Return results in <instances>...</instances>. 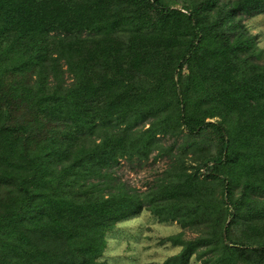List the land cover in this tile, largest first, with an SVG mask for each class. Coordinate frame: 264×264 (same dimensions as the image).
<instances>
[{"label":"trees","instance_id":"1","mask_svg":"<svg viewBox=\"0 0 264 264\" xmlns=\"http://www.w3.org/2000/svg\"><path fill=\"white\" fill-rule=\"evenodd\" d=\"M174 2L0 0V264H105L144 208L172 264H264V0Z\"/></svg>","mask_w":264,"mask_h":264},{"label":"rangeland","instance_id":"2","mask_svg":"<svg viewBox=\"0 0 264 264\" xmlns=\"http://www.w3.org/2000/svg\"><path fill=\"white\" fill-rule=\"evenodd\" d=\"M174 7H181V0H175ZM251 34L256 35L257 45L264 50V12L245 19ZM65 79L66 76L64 75ZM165 160H150L142 168L122 162L118 176L137 190H145L146 184L163 169ZM183 233L184 239H191L196 233L190 227L183 228L176 221H161L147 209L118 221L105 234V248L100 260L105 264H172L170 259L178 254L181 245L164 242L170 235ZM167 260H169L167 262ZM188 264H202L193 254Z\"/></svg>","mask_w":264,"mask_h":264}]
</instances>
